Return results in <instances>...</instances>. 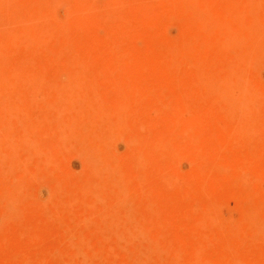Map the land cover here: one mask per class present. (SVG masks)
I'll return each instance as SVG.
<instances>
[{"label": "rangeland", "instance_id": "rangeland-1", "mask_svg": "<svg viewBox=\"0 0 264 264\" xmlns=\"http://www.w3.org/2000/svg\"><path fill=\"white\" fill-rule=\"evenodd\" d=\"M0 264H264V0H0Z\"/></svg>", "mask_w": 264, "mask_h": 264}]
</instances>
